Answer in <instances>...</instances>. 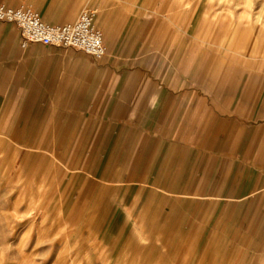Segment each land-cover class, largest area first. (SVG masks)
Returning <instances> with one entry per match:
<instances>
[{"label": "crops", "instance_id": "crops-1", "mask_svg": "<svg viewBox=\"0 0 264 264\" xmlns=\"http://www.w3.org/2000/svg\"><path fill=\"white\" fill-rule=\"evenodd\" d=\"M164 1L0 0L49 25L92 11L106 47H22L0 22V155L28 152L35 208L92 210L112 243L131 226L173 264H264V75L209 86Z\"/></svg>", "mask_w": 264, "mask_h": 264}, {"label": "rangeland", "instance_id": "rangeland-1", "mask_svg": "<svg viewBox=\"0 0 264 264\" xmlns=\"http://www.w3.org/2000/svg\"><path fill=\"white\" fill-rule=\"evenodd\" d=\"M152 2L126 0V7ZM167 12L182 37H197L194 62L206 63L209 86L217 85L222 74L264 75V0H174ZM27 155H18L13 169L12 152L6 147L0 155V264H173L169 251L135 241L131 226L112 243L111 219L100 221L92 210L77 217L63 209L52 216L35 208L37 202L31 206ZM181 260L176 258V264Z\"/></svg>", "mask_w": 264, "mask_h": 264}, {"label": "built area", "instance_id": "built-area-1", "mask_svg": "<svg viewBox=\"0 0 264 264\" xmlns=\"http://www.w3.org/2000/svg\"><path fill=\"white\" fill-rule=\"evenodd\" d=\"M95 14L84 11L74 23L49 25L31 8H10L0 4V22L15 24L22 36V47L41 43L73 48L96 59L106 54L102 32L95 27Z\"/></svg>", "mask_w": 264, "mask_h": 264}, {"label": "bare ground", "instance_id": "bare-ground-1", "mask_svg": "<svg viewBox=\"0 0 264 264\" xmlns=\"http://www.w3.org/2000/svg\"><path fill=\"white\" fill-rule=\"evenodd\" d=\"M173 1L174 0H167V3H166V6H165V11H168L169 10V8H170V6H171V4L173 3ZM164 2H166V1H164ZM190 2V1H189ZM217 3V2H216ZM175 4H176V2H175ZM188 4V3H187ZM150 5V4H149ZM155 6V5H154ZM215 7V6H214ZM187 10V9H186ZM172 11V10H171ZM156 12H157V10H156ZM139 13H140V11H139ZM221 18V17H220ZM168 19V18H167ZM174 20V19H173ZM175 21V20H174ZM145 23H146V21H145ZM206 26V25H205ZM145 27V26H144ZM177 27V26H176ZM262 27V26H261ZM171 28V27H170ZM153 29V28H152ZM207 29V28H206ZM205 29V30H206ZM151 30V29H150ZM149 30V31H150ZM217 30V29H216ZM243 31V30H242ZM215 32V31H214ZM170 37V36H169ZM202 37V36H201ZM197 38V37H196ZM165 39V38H164ZM169 39V38H168ZM158 40V39H157ZM166 40V39H165ZM164 41V40H163ZM250 41V40H249ZM185 42V41H184ZM213 42V41H212ZM234 42V41H233ZM186 43V42H185ZM192 43V42H191ZM157 44V43H156ZM184 44V43H183ZM199 44V43H198ZM228 44V43H227ZM237 44V43H236ZM164 45V44H163ZM165 46V45H164ZM227 46V45H226ZM215 47V46H214ZM243 47V46H242ZM219 48V47H218ZM162 49H163V46H162ZM196 49V48H195ZM228 49V48H227ZM229 51H230V48H229ZM241 52V51H240ZM151 53V52H150ZM161 53V52H160ZM219 55V54H218ZM225 55H227V54H225ZM237 55V54H236ZM235 56V55H234ZM141 58V57H140ZM157 58V57H156ZM215 58V57H214ZM197 59H199V58H197ZM243 60V59H242ZM242 60H241V62H242ZM240 62V61H239ZM246 62H247V60H246ZM213 63V62H212ZM173 64V63H172ZM196 65V64H195ZM246 66V65H245ZM197 67V66H196ZM174 68V67H173ZM258 68V67H257ZM227 69V68H226ZM232 69V68H231ZM213 71V70H212ZM230 72V71H229ZM209 74V73H208ZM207 74V75H208ZM171 75V74H170ZM202 75V74H201ZM229 75V74H228ZM172 76V75H171ZM170 76V77H171ZM244 76V75H243ZM182 77V76H181ZM192 77V76H191ZM206 78V77H205ZM186 82V81H185ZM188 82V81H187ZM190 83H192V82H190ZM213 85V84H212ZM221 85H223V84H221ZM219 87H220V85H219ZM223 89V88H222ZM217 93V92H216ZM227 93V92H226ZM218 94V93H217ZM25 155V154H24ZM24 157V156H23ZM22 158V157H21ZM26 159V158H25ZM11 161H12V163H11V168L13 169L15 166H17L18 165V155H17V153H12V156H11ZM33 165H34V163H33ZM32 169V168H31ZM11 174H13L12 172H11ZM13 176V175H12ZM35 187H36V181H35V177H34V175L32 174V177H31V179H28V181H27V185H26V188H27V198H28V203L31 205V206H34L35 204H36V202H37V198H36V193H35ZM64 226V225H63ZM65 228V227H64ZM62 229V228H61ZM60 229V230H61ZM66 229V228H65ZM246 260V259H245Z\"/></svg>", "mask_w": 264, "mask_h": 264}]
</instances>
